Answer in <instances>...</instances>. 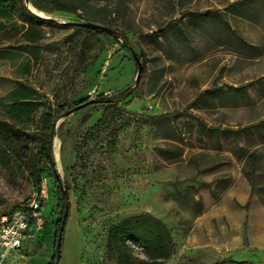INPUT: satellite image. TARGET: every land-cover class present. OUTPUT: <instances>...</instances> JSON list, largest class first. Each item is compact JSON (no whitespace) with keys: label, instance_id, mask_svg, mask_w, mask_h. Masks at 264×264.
<instances>
[{"label":"rangeland","instance_id":"374dc122","mask_svg":"<svg viewBox=\"0 0 264 264\" xmlns=\"http://www.w3.org/2000/svg\"><path fill=\"white\" fill-rule=\"evenodd\" d=\"M27 1L49 20L30 44L20 28L29 17L0 14V119L32 132L62 105L121 101L57 118L62 188L44 209L54 212L23 258L6 264L50 262L64 194L58 264H118L108 231L141 214L172 234L162 264H264V0H89L81 17ZM133 53L144 60L138 82ZM19 85L33 91L29 122L8 97ZM34 184L27 171L0 169V209L21 206ZM126 244L146 260L138 243Z\"/></svg>","mask_w":264,"mask_h":264},{"label":"trees","instance_id":"16d2710c","mask_svg":"<svg viewBox=\"0 0 264 264\" xmlns=\"http://www.w3.org/2000/svg\"><path fill=\"white\" fill-rule=\"evenodd\" d=\"M89 0H34L33 6L44 12L46 7L55 12L72 14L81 17L79 11L83 10ZM18 9L22 10L29 17V25H21L25 41L30 44H35L39 41L38 25L41 23H48L46 20L39 19L30 14L23 6L22 0H0V14L2 12H16ZM86 21L85 19H80ZM2 26V25H0ZM140 61L144 67L143 56H140ZM33 91L28 87L19 85L12 90L8 97L12 103V109L16 111L19 118H24L28 122L32 120L35 111V103L30 101ZM86 101V100H85ZM118 94L111 96L100 95L95 99L92 105H102L105 107L111 106L120 102ZM81 101L70 106L62 105L58 107L52 117L43 115L41 119V128L32 132L18 128L8 121L0 119V169L5 170L13 178L17 174L28 172L30 177L34 179L35 190L42 178H53L50 186L51 204H54V187L61 189V183L56 176L52 142L54 137V123L57 118L66 110H71L76 105L83 103ZM42 164L47 165L48 171H44ZM48 181V180H47ZM49 183V182H48ZM32 190V191H33ZM32 193V192H31ZM29 198V197H28ZM24 201V203L28 200ZM64 204V212L61 219L54 223L56 230V240L54 243L53 255L48 264H58L60 260L61 243L63 240L64 230L68 221V201L64 194L61 200ZM24 203L22 205H24ZM50 204V205H51ZM22 205L10 210L16 211L22 208ZM54 206L50 209L44 217V227L54 212ZM45 230L42 231L43 235ZM61 232V242L57 245V238ZM107 250L115 256L118 264H162L164 260L170 258L172 248L174 246L172 234L169 228L160 219L150 215L141 214L128 217L119 224L112 226L107 234ZM132 241L138 243L143 250L146 260L135 259L127 247V242Z\"/></svg>","mask_w":264,"mask_h":264},{"label":"built area","instance_id":"2783aa9c","mask_svg":"<svg viewBox=\"0 0 264 264\" xmlns=\"http://www.w3.org/2000/svg\"><path fill=\"white\" fill-rule=\"evenodd\" d=\"M49 200L50 186L47 179L42 178L21 209H0V264L20 260L26 247L39 238Z\"/></svg>","mask_w":264,"mask_h":264},{"label":"water","instance_id":"95a60500","mask_svg":"<svg viewBox=\"0 0 264 264\" xmlns=\"http://www.w3.org/2000/svg\"><path fill=\"white\" fill-rule=\"evenodd\" d=\"M29 5H30V3H28V1L26 0L24 6H25L26 10H27L30 14L36 16V17L39 18V19L49 20V19L46 18V17H42V16H40V15H38V14L32 12V11L28 8ZM77 25H78V26H82V27L91 28V29H100L99 26H97V25H93V24H91V23H79V24H77ZM132 56H133V59H134L136 65H137L136 82H138V80H139V78H140V76H141V72H142L143 66H142V63H141V61H140V58H139L136 54L133 53ZM83 101H84L83 103H80V104L76 105V106L73 107L71 110H73V109H74V110H80V109H83L84 107H87V106L92 105V104L95 103V100H86V101L83 100ZM80 102H81V101H80ZM60 242H61V232L59 233L58 238H57V245H59Z\"/></svg>","mask_w":264,"mask_h":264},{"label":"bare ground","instance_id":"6f19581e","mask_svg":"<svg viewBox=\"0 0 264 264\" xmlns=\"http://www.w3.org/2000/svg\"><path fill=\"white\" fill-rule=\"evenodd\" d=\"M32 12H34V11H32ZM34 13H36V12H34ZM54 154H55V159L57 161V164H58L59 168L61 169L62 168V166H61V154H60V150H59V143L57 140L55 142Z\"/></svg>","mask_w":264,"mask_h":264},{"label":"crops","instance_id":"0c3cea01","mask_svg":"<svg viewBox=\"0 0 264 264\" xmlns=\"http://www.w3.org/2000/svg\"><path fill=\"white\" fill-rule=\"evenodd\" d=\"M214 169L216 170V167H214ZM210 171V170H209ZM205 173H207V172H205ZM215 174L216 172H210V174ZM208 175H209V173H208ZM205 176H206V174H205ZM205 176H204V178H202V180H204L205 182H208V179H205ZM248 202V201H247ZM246 204V203H245ZM244 204V205H245ZM243 205V206H244ZM233 213H231V215H232ZM236 214V213H235ZM231 217V216H230ZM259 218H260V220H259V223L261 224V226H262V230H264V214H260V216H259ZM231 223H233L232 221H231Z\"/></svg>","mask_w":264,"mask_h":264}]
</instances>
